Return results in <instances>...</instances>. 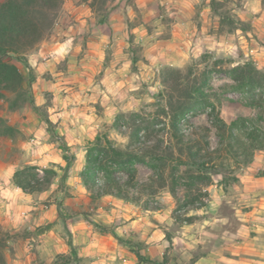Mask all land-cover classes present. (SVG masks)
<instances>
[{
  "label": "rangeland",
  "instance_id": "rangeland-1",
  "mask_svg": "<svg viewBox=\"0 0 264 264\" xmlns=\"http://www.w3.org/2000/svg\"><path fill=\"white\" fill-rule=\"evenodd\" d=\"M24 54L33 64L10 59L23 94L0 99V156L24 185L55 171L47 189L28 192L40 206L29 212L55 217L38 224L11 208L0 220V264H264V149L232 142L207 106L215 104L226 123L238 120L234 131L246 142L243 123L264 133V0H62ZM243 65L259 78L242 81L246 71L229 70ZM190 105L199 110L181 115L174 131L172 110ZM55 118L66 121L68 135ZM133 122L148 145L130 137ZM87 131L95 132L91 141L106 136L146 153L130 184L117 173L115 195L91 196L83 182L68 186L66 163H30L18 146L68 155L70 165V147L90 145L76 140ZM190 153L206 168L191 165ZM204 173L208 183L199 179ZM200 193L203 205L188 210L185 201ZM42 227L51 235L40 249L30 233ZM86 249L94 252L79 254Z\"/></svg>",
  "mask_w": 264,
  "mask_h": 264
},
{
  "label": "trees",
  "instance_id": "trees-1",
  "mask_svg": "<svg viewBox=\"0 0 264 264\" xmlns=\"http://www.w3.org/2000/svg\"><path fill=\"white\" fill-rule=\"evenodd\" d=\"M61 2L62 0H0V99L4 98L5 92L23 94L22 73L10 59L14 57L28 66L25 51L32 48L49 29L53 23V11L61 5ZM246 68L248 69L246 65L234 66L229 70L232 72L246 71L245 75L240 73L239 78L242 81L246 78L247 82H252L259 78L257 74L252 73L250 69L246 70ZM206 82L205 77L201 78L200 84L204 85ZM191 95L192 93L187 92V96L190 97ZM207 106L211 109V116L215 118V126L220 130H226L232 142H241V146L245 148L248 146L250 149H264V133L258 127L243 123L242 130H244L246 142L234 131V128L238 127V120L226 123L222 115L216 111L215 104L209 101ZM198 110V107L194 105L187 106V108L177 107L173 109L171 112V128L178 131V118L186 111L197 112ZM43 122L48 126L51 125L46 117H43ZM132 125L130 137L135 140L136 144L142 142L144 145H148V138L145 139L146 136L140 134L139 125L135 122ZM48 129L50 130L49 127ZM4 134L5 131L0 130V136ZM232 142H229V144L233 146ZM89 144L85 152L86 165L81 171L80 177L91 196L115 195L114 189L116 188L118 191L121 188L119 185L120 176H117V173L126 174L128 178L125 184H130L136 173L134 164L145 160L146 153L139 154L138 151L131 149L129 146L120 149L114 146L106 136H96L94 141H90ZM59 148L65 152L68 151L62 143ZM237 148L241 147L238 146ZM143 150L146 151L145 148ZM147 153L154 156L151 149ZM190 157L192 158L191 165L197 169L206 168V163L201 157L192 153H190ZM70 158L68 155L63 156L66 167L69 166ZM248 161L249 159L246 158L245 162ZM108 162L116 164L117 169L111 167ZM32 169H35V167H32ZM43 171L45 172V178L42 180L33 177L35 185H24L18 179L15 180V183L23 191H43L48 188L50 179L55 175L53 169H44ZM199 179L202 183L210 181V177L206 173L199 175ZM111 182L115 184V188H113ZM118 193L116 194L119 196ZM202 194L206 193H200L195 198L185 201L188 210L203 205L200 199ZM195 200L198 201L195 202ZM187 221H190L189 217H187Z\"/></svg>",
  "mask_w": 264,
  "mask_h": 264
},
{
  "label": "crops",
  "instance_id": "crops-1",
  "mask_svg": "<svg viewBox=\"0 0 264 264\" xmlns=\"http://www.w3.org/2000/svg\"><path fill=\"white\" fill-rule=\"evenodd\" d=\"M77 18L80 22H83L84 18L79 17L77 15ZM29 64H33V56L29 57L28 59ZM53 120V119H52ZM65 120V119H64ZM53 124H57V128L59 131V133L68 135V133L66 132V128H62V126L66 123V121H63V119L59 118H55L53 121ZM38 127V126H37ZM36 128V126H35ZM43 129L42 126H39V129ZM38 129V128H37ZM95 136V132L93 131H87L86 134H79L78 138L76 139L77 141H83L84 139L87 141H91L93 140ZM68 137V136H67ZM73 139V138H72ZM12 139L6 140L8 142V148H13L14 145L10 144ZM74 141L70 140L68 144H72ZM18 146H20V148H24V150H29L27 151V158H30L29 160H27L30 163H34V164H44V163H57L59 162L60 165H63V163H66L65 160L63 159V157L61 155H53L50 156L49 158L45 157L44 155H42L39 152V148L37 147H32L30 145L29 142H23L20 143ZM71 148V152L73 153V160L71 162V164L68 166L67 169V177H66V184L68 186H83L82 185V179L80 177V173L81 171L84 169L85 165H86V160H85V150H82L80 148H78L75 144L70 147ZM30 155V157H29ZM5 158V157H4ZM3 158V156H0V220L2 222H5L8 220V217H11L10 211L11 208H18L20 211L19 212H25V218L27 219H37L38 220V224L43 223L44 221L47 220V218H54L55 217V213L52 211H45V212H41V214H37L36 212H34V214L36 215H40V216H36L33 217L32 215H34L33 213L29 212L31 208L34 207V204H32V199L35 198V195H33L32 193H28V192H23L21 190H19V188L17 187V185L15 184V182L13 181V174H14V165L11 161H5V159ZM76 180V182H75ZM104 197V196H103ZM40 207L37 204V207L34 208H38ZM16 218H20L19 220H24L23 216H19V214L15 215ZM23 221V222H24ZM36 222V221H35ZM34 222V223H35ZM31 225V224H29ZM32 235V236H31ZM50 230H43L42 228H38L37 230H33L32 233H30L31 238L42 242V244H37V246L42 249L43 248H47L46 245L44 244V239L45 237L50 236ZM29 240L26 239L25 242L23 241V243H27ZM75 244V243H74ZM50 249V247H49ZM52 249V248H51ZM48 250V249H45ZM43 251V250H42ZM53 252H61V251H65V249H54L52 250ZM44 252V251H43ZM94 251H90L89 249H86L85 253L83 250L79 251V254H89V253H93Z\"/></svg>",
  "mask_w": 264,
  "mask_h": 264
}]
</instances>
